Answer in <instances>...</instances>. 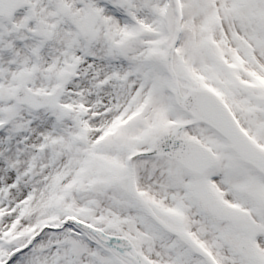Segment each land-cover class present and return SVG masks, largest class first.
Here are the masks:
<instances>
[{
  "label": "snow or ice",
  "instance_id": "snow-or-ice-1",
  "mask_svg": "<svg viewBox=\"0 0 264 264\" xmlns=\"http://www.w3.org/2000/svg\"><path fill=\"white\" fill-rule=\"evenodd\" d=\"M0 264H264V0H0Z\"/></svg>",
  "mask_w": 264,
  "mask_h": 264
}]
</instances>
